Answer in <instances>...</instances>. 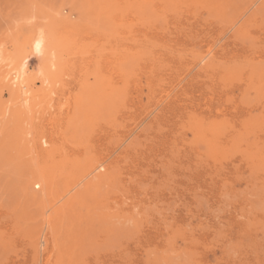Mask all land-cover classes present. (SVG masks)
<instances>
[{
	"label": "rangeland",
	"instance_id": "rangeland-1",
	"mask_svg": "<svg viewBox=\"0 0 264 264\" xmlns=\"http://www.w3.org/2000/svg\"><path fill=\"white\" fill-rule=\"evenodd\" d=\"M234 1L0 0V264H264V24L235 35ZM37 28L53 66L18 98Z\"/></svg>",
	"mask_w": 264,
	"mask_h": 264
},
{
	"label": "bare ground",
	"instance_id": "bare-ground-1",
	"mask_svg": "<svg viewBox=\"0 0 264 264\" xmlns=\"http://www.w3.org/2000/svg\"><path fill=\"white\" fill-rule=\"evenodd\" d=\"M197 1V0H192ZM201 3L210 1V0H198ZM216 0H211V2ZM49 4V3H48ZM148 7V6H147ZM233 10L235 11V17L234 20L230 23V26L232 29L237 25L238 22H240L239 26L235 28V35H242L244 33L245 27L247 25L259 22L261 24H264V0H235L233 3ZM18 13V12H17ZM61 19V17H60ZM108 19V18H107ZM54 22V21H53ZM55 23V22H54ZM33 26V25H32ZM52 26V25H51ZM34 28V27H33ZM230 28V29H231ZM35 33L28 39L27 44L25 48L18 54L16 57V60H13L11 62H6L8 66H10L9 70L6 72V78L9 80V85L11 86L13 92L17 95L18 98L23 97L27 94L26 88H27V65L29 61L32 59H36L38 61V64L35 67V75L36 79L42 83H47V76L50 74L48 73V70L50 66L52 65V59L54 60V53L55 47L52 48V42H53V36L43 28H37L34 29ZM260 31L262 34H264V29ZM33 31V30H32ZM229 31V30H228ZM248 31V30H247ZM260 33V34H261ZM259 35V32L257 33ZM256 34V35H257ZM220 36V35H219ZM217 36V37H219ZM216 37V39H217ZM237 37V36H236ZM219 39V38H218ZM224 39V38H223ZM220 40V39H219ZM236 40V39H235ZM250 40V39H249ZM55 41V40H54ZM221 42V40H220ZM213 43V42H212ZM219 44V43H218ZM220 45V44H219ZM243 45V44H242ZM210 46V45H209ZM238 47V46H237ZM22 48V46H21ZM58 48V47H57ZM209 48V47H208ZM213 48V47H212ZM215 49V48H214ZM59 50V49H58ZM212 50V49H211ZM208 51V50H207ZM210 51V49H209ZM58 52V51H57ZM1 53V52H0ZM211 53V52H210ZM215 54V53H214ZM206 55V54H205ZM225 51L224 49H221V53L215 54L205 62L203 63V67L205 70L206 68H213L219 63V60L222 59V56L224 57ZM58 56V55H57ZM208 56V55H207ZM206 56V57H207ZM209 56V57H210ZM234 56V55H232ZM61 57V56H60ZM79 57V56H78ZM6 59V58H5ZM4 60H1L0 56V63H4ZM56 59V58H55ZM12 60V59H11ZM228 60V59H227ZM7 61V60H6ZM198 61V60H197ZM201 62V61H200ZM199 62V63H200ZM194 64V63H193ZM192 64V66H193ZM5 65V63H4ZM3 65V66H4ZM196 65V64H195ZM202 65V63H201ZM200 66V65H197ZM218 66V65H217ZM2 67V66H1ZM7 66H5L6 68ZM222 67V66H221ZM201 68V69H202ZM6 70V69H5ZM105 70V69H104ZM198 70V69H197ZM196 70V71H197ZM219 70V69H218ZM256 72V71H255ZM5 73V72H4ZM197 73V72H196ZM204 73V72H203ZM202 73V74H203ZM206 73V72H205ZM216 73V72H215ZM48 74V75H47ZM210 75V74H209ZM216 75V74H215ZM218 75V74H217ZM221 75V74H220ZM5 76V75H4ZM200 76V75H199ZM196 77V76H195ZM193 78V77H192ZM198 79V77H196ZM213 78V77H212ZM229 78V77H228ZM7 80V79H6ZM5 81V82H8ZM193 80V79H192ZM45 86V84H44ZM57 87V86H56ZM48 88V87H47ZM66 88V87H65ZM30 89V88H29ZM49 91V90H48ZM53 92V91H52ZM41 93V92H40ZM58 95V94H57ZM177 95V94H176ZM175 95V96H176ZM180 96V95H179ZM177 96V97H179ZM26 97V96H24ZM23 97V98H24ZM173 97V96H172ZM25 99V98H24ZM55 99V98H54ZM58 99V98H57ZM173 99V98H172ZM50 101V100H49ZM71 101V100H70ZM174 101V100H173ZM22 102V101H21ZM29 102V101H28ZM161 102V101H160ZM177 102V101H176ZM179 102V101H178ZM180 103V102H179ZM53 104V103H52ZM63 103H61L62 105ZM25 106V105H24ZM160 106V105H159ZM59 107V106H58ZM60 108V107H59ZM58 110V109H57ZM63 110V109H62ZM156 110V109H155ZM8 113V112H7ZM6 113V114H7ZM24 113V110L21 108H18L15 110L16 115H21ZM60 115V114H59ZM58 116V114H57ZM160 117L156 116L155 120H158ZM4 120V119H3ZM48 121V120H47ZM46 123V122H45ZM49 124V123H48ZM5 126V125H4ZM51 127V126H50ZM55 129V128H54ZM1 136V135H0ZM50 136V135H49ZM18 137V136H17ZM50 138V137H49ZM141 138V137H140ZM41 143V142H40ZM124 143V142H123ZM37 168V167H36ZM35 169V168H34ZM102 165H92L90 166L86 171L84 176H89L93 174L96 171L103 170ZM63 170V169H62ZM63 172V171H62ZM61 173V172H60ZM60 175V174H59ZM62 176V173H61ZM111 177L110 172H106L105 174H98L94 178H98L96 182H93L92 180L89 182V190H94L95 186L99 183H101L104 178ZM56 178V177H55ZM61 179V178H60ZM84 182V181H83ZM68 183V182H67ZM103 183V182H102ZM39 186L42 187L41 193L35 194L31 191V187L33 188H39ZM24 192L26 197H28L33 202H45L47 198H49L54 193L55 183L53 181L52 176L49 174L47 170L44 169H38L33 170L30 175L24 180L23 184ZM67 193H69V185H65V190L61 193V195L65 196ZM79 193L76 192L71 197L67 199L63 203V205L60 206L58 209V214L62 213L63 216L66 215L69 211L72 210L73 203L75 201V198L78 197ZM135 196V195H134ZM62 200V199H61ZM75 204V203H74ZM50 209V208H49ZM57 209V208H56ZM55 218V217H54ZM109 218V217H108ZM47 219V218H46ZM58 220V219H56ZM45 224V223H44ZM49 225V223H48ZM9 229V228H8ZM21 229V228H20ZM21 231V230H20ZM63 231V230H62ZM7 242V241H6ZM55 248V247H54ZM88 248V247H87ZM94 248V247H93ZM62 253V252H61ZM69 253V252H68ZM48 257V256H47ZM144 262V261H143ZM44 264V263H43Z\"/></svg>",
	"mask_w": 264,
	"mask_h": 264
}]
</instances>
